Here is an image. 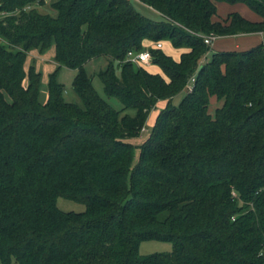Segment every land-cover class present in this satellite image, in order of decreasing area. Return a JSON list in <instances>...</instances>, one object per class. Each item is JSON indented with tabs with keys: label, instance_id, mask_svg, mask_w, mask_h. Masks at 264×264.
<instances>
[{
	"label": "trees",
	"instance_id": "16d2710c",
	"mask_svg": "<svg viewBox=\"0 0 264 264\" xmlns=\"http://www.w3.org/2000/svg\"><path fill=\"white\" fill-rule=\"evenodd\" d=\"M217 1L256 20L221 18L210 0H137L159 21L131 0H49L50 14L29 9L41 1L0 0V264H264V40L203 61L202 38L263 33L264 0ZM162 41L177 60L155 47ZM51 45L57 67L42 100V71L24 64ZM145 49L158 73L126 61ZM98 58L120 111L85 70ZM61 67L76 71L81 106L64 100ZM58 197L85 210L64 212ZM148 240L172 251L139 255Z\"/></svg>",
	"mask_w": 264,
	"mask_h": 264
},
{
	"label": "rangeland",
	"instance_id": "374dc122",
	"mask_svg": "<svg viewBox=\"0 0 264 264\" xmlns=\"http://www.w3.org/2000/svg\"><path fill=\"white\" fill-rule=\"evenodd\" d=\"M41 1L39 3H35L31 5L29 9H35L40 13H52V9L49 6V0H37ZM215 4L216 13L219 17L225 18L229 13L236 12L240 14L242 17L251 20L250 18L255 17L256 15L249 10V8L241 3H227V2H219L217 0H210ZM44 2V3H43ZM133 7L143 16L147 17L153 21H159L160 17L157 15L151 8L137 2L136 0H131ZM252 41H255L256 37H259L258 34H254L250 36ZM264 39V32L261 36ZM154 44L153 41L145 40L143 42V46L149 47ZM235 44L234 37H217L210 46V51L206 54L204 58L205 61L210 60L213 52L226 50L232 48ZM161 51L172 57L173 59H178L181 51L177 48H174L170 41H162ZM54 48L51 45L48 50L43 53H39L37 50H31L27 53V58L24 64L25 70L28 69L29 66L33 65L36 70L42 71L41 78V99L44 100L46 97V83L48 80V74L53 72L57 64L53 60ZM203 58V61H204ZM107 65V62L104 58H98L86 63L85 70L92 77V86L96 93L106 101L110 107H112L116 111H120L122 109V104L118 97L108 96L103 89L102 79L97 75L100 70H103ZM137 65V64H135ZM138 66V65H137ZM147 70L151 73H158L159 69L156 65H153L151 62L143 65ZM76 74L75 70H72L67 67L59 68L56 79L63 86V98L66 102L76 104L78 106L82 105L81 99L74 92L72 88L73 78ZM116 74H119V70L116 69ZM185 95V90H182L179 94L173 97L172 103L178 104L182 97ZM165 101L160 100L156 103L155 108L149 113L144 129L142 130L139 137L129 140L135 146L141 145L149 136L155 118L159 111L164 107ZM130 113V111H125ZM124 113V112H122ZM139 149L136 148L134 164L138 161L139 157ZM57 207L64 212H83L85 210V206L81 202L72 201L63 197H58L56 200ZM172 251V244L170 242H162L156 240H148L143 241L139 244L138 253L139 255L145 256L153 253H170ZM10 264H15L14 261H11Z\"/></svg>",
	"mask_w": 264,
	"mask_h": 264
},
{
	"label": "built area",
	"instance_id": "2783aa9c",
	"mask_svg": "<svg viewBox=\"0 0 264 264\" xmlns=\"http://www.w3.org/2000/svg\"><path fill=\"white\" fill-rule=\"evenodd\" d=\"M137 1V0H136ZM203 41L206 45H211V43L216 39L214 36H202ZM156 48H161V43H155ZM126 61H130L137 65H145L151 62V54L149 50L145 49L143 51H128L126 55ZM195 81V75H192L189 82L186 85V90L190 92L192 90L193 83Z\"/></svg>",
	"mask_w": 264,
	"mask_h": 264
},
{
	"label": "crops",
	"instance_id": "0c3cea01",
	"mask_svg": "<svg viewBox=\"0 0 264 264\" xmlns=\"http://www.w3.org/2000/svg\"><path fill=\"white\" fill-rule=\"evenodd\" d=\"M251 20H256V16L255 17H252L250 18ZM255 34H258L259 37H256L255 41H252L254 39H252L250 36L254 35V34H238V35H235V36H231V37H234L235 38V44L233 45L232 48H229V49H234V50H243V49H248L252 46H255L259 43H261L264 39L261 37L262 36V32L260 33H255ZM229 49H226V50H229ZM206 58H204V61H205ZM177 60V59H175Z\"/></svg>",
	"mask_w": 264,
	"mask_h": 264
}]
</instances>
